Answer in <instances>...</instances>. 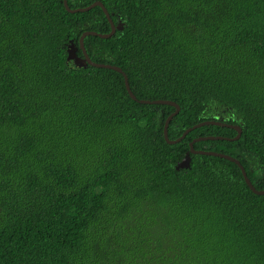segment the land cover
<instances>
[{"label": "trees", "instance_id": "16d2710c", "mask_svg": "<svg viewBox=\"0 0 264 264\" xmlns=\"http://www.w3.org/2000/svg\"><path fill=\"white\" fill-rule=\"evenodd\" d=\"M67 1L123 24L86 51L138 100L180 106L171 140L240 126L195 150L264 190V0ZM87 31L111 33L100 7L0 0V264H264V195L240 167L177 170L195 139L237 131L169 145L174 107L68 61Z\"/></svg>", "mask_w": 264, "mask_h": 264}, {"label": "water", "instance_id": "95a60500", "mask_svg": "<svg viewBox=\"0 0 264 264\" xmlns=\"http://www.w3.org/2000/svg\"><path fill=\"white\" fill-rule=\"evenodd\" d=\"M63 3H64V6H65L66 10L69 13H71V14L85 13V12L91 11L92 9H94L96 7H100L104 11V13H105L106 17L108 18V20H109V22L111 24V27H112L111 33H107V34H100V33L94 32V31L85 32L82 35L81 39H80V48L83 51V55L84 56L80 57L77 54V49L78 48H76V46L74 44H71L69 46V48H68V61L69 62H73L74 65L77 66L78 68H83V67L86 68L87 66L90 65L92 67L104 68V69L113 70V71H116L118 73H121L124 76L126 89H127V92L129 93L130 97L134 101H138L140 104H145V105H169V106L174 107L176 109V111L172 115L169 116V118L166 121L165 128H164V137H165L166 142L169 145H175V144L180 143L183 139L186 138V136L190 132H192L193 130L205 127V126L228 127V128H231V129H234V130L237 131V136L234 139H228V138H223V137H202V138L195 139L190 144V151L187 153L185 159L181 163L178 164L177 170L189 169L190 168L191 161H192L191 154H193V155H207V156L220 157V158L226 159V160H228L230 162L236 163L240 167V169H241V171L243 173L245 182L249 186L250 190L253 193L257 194V195H260V196L264 195V190H261V191L257 190L256 187L253 185L251 179L248 177L246 169L243 167V165L241 164V162L238 159L234 158L231 155H227V154H224V153H218V152H214V151H197V150H195L194 146H195L196 143H199V142L217 141V140L238 141L241 138L242 132H243V130H242V128L240 126L231 125V124L225 123L223 120L205 121V122L199 123V124L189 128V129H187L185 131V133L182 135V137H180L179 139L174 140V141L171 140L170 137H169V126H170V123L173 120V118L179 115V113L181 111L180 106L177 103L173 102V101L138 100L137 97L132 92L128 76L124 73V71L121 68L113 66V65H110V64L95 63V62L92 61V59L90 58V56L88 55V53L86 51V48H85V45H84V41H85V39L87 37L94 36V37H99L101 39H110L111 37H113L116 34V32L118 30H122L123 29V24H120V25L116 26L114 24L112 18H111L110 13L108 12L107 8L100 1H97V2L93 3L92 5H90V6L86 7V8H79V9H71L67 0H63Z\"/></svg>", "mask_w": 264, "mask_h": 264}]
</instances>
